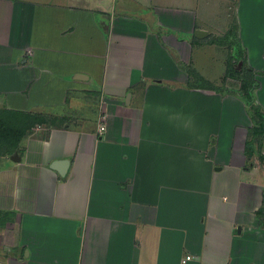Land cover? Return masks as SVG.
<instances>
[{"label": "crops", "instance_id": "0c3cea01", "mask_svg": "<svg viewBox=\"0 0 264 264\" xmlns=\"http://www.w3.org/2000/svg\"><path fill=\"white\" fill-rule=\"evenodd\" d=\"M231 12L264 113V0H0V108L43 122L0 156V264H264V136L190 85Z\"/></svg>", "mask_w": 264, "mask_h": 264}, {"label": "trees", "instance_id": "16d2710c", "mask_svg": "<svg viewBox=\"0 0 264 264\" xmlns=\"http://www.w3.org/2000/svg\"><path fill=\"white\" fill-rule=\"evenodd\" d=\"M230 32L231 31H227L221 38H214L209 42L221 44L223 43L224 39L230 37ZM237 43L239 45L238 41ZM242 57L244 64L245 58L244 56ZM238 60L239 59H234L232 63H227L226 71L228 68V74L232 76H235V73L239 74L240 71H235L234 69V65L236 64L235 62ZM243 64L242 66L245 68L243 69V72L246 75L241 77L242 84L240 86V90L242 91V94L239 95L245 100L246 104L248 105V111L254 120V125L251 129V141H253L255 139H261L264 136V113L253 101L254 95L251 90L254 91V89L257 88V81L254 78L255 73L252 69L247 68ZM195 80L197 84L192 82L190 85L197 86L199 88L218 89L208 81L201 78L199 75L195 78ZM36 119L37 117L35 118V115L31 113L11 111L0 108V156L10 154L17 149L20 140L27 133H29L31 128L35 125L34 123H36Z\"/></svg>", "mask_w": 264, "mask_h": 264}, {"label": "rangeland", "instance_id": "374dc122", "mask_svg": "<svg viewBox=\"0 0 264 264\" xmlns=\"http://www.w3.org/2000/svg\"><path fill=\"white\" fill-rule=\"evenodd\" d=\"M231 31L230 32V37L227 38V39H224L223 43L221 44H218L216 43L218 46H220L223 50L227 51V63H232V61L235 59H239L238 62L234 65L235 66V71H240L239 74L235 73V76H232L230 74H228V68H227V71L225 72V74L223 75V77L220 79L221 80V84L217 85L216 87L218 89H212V90H221V91H225V92H232V93H237V94H242V91L240 90V86L242 84V78L241 77H244L246 74L243 72V69H245L242 64H243V61H242V56H243V50L242 48L239 47L238 43H237V31H236V21H235V17L234 15L232 14V12L230 13V20H229V25L227 26V28L225 29V31ZM220 32L221 33V36H219V38H221L223 35H225L226 32ZM239 56V57H238ZM247 67L246 65V61L245 63L243 64ZM227 67V65H226ZM253 70V69H252ZM193 71V72H191ZM254 71V78L255 80L257 81V74H259L257 71L253 70ZM189 75L191 76V82H194L196 83V80L195 78L198 77V74L189 68ZM196 76V77H195ZM197 84V83H196ZM259 87V83L257 82V88ZM257 88L254 89V91L251 90V92L254 93L255 95V91L257 90ZM1 98L0 99H3V95L1 94L0 95ZM80 103V101H79ZM84 103V101H83ZM3 104V103H2ZM3 106V105H1ZM36 123H34L35 125L34 126H37V125H40L42 124L43 122H40L36 119Z\"/></svg>", "mask_w": 264, "mask_h": 264}, {"label": "water", "instance_id": "95a60500", "mask_svg": "<svg viewBox=\"0 0 264 264\" xmlns=\"http://www.w3.org/2000/svg\"><path fill=\"white\" fill-rule=\"evenodd\" d=\"M194 35H195L196 37H198V38H202V37H204V36L207 35V32L204 31V30H201V29H196V30L194 31Z\"/></svg>", "mask_w": 264, "mask_h": 264}, {"label": "built area", "instance_id": "2783aa9c", "mask_svg": "<svg viewBox=\"0 0 264 264\" xmlns=\"http://www.w3.org/2000/svg\"><path fill=\"white\" fill-rule=\"evenodd\" d=\"M104 130V126H99V131H103Z\"/></svg>", "mask_w": 264, "mask_h": 264}]
</instances>
